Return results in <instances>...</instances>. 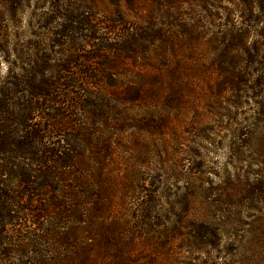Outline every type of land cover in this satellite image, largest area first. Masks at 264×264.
<instances>
[{
    "label": "rangeland",
    "instance_id": "obj_1",
    "mask_svg": "<svg viewBox=\"0 0 264 264\" xmlns=\"http://www.w3.org/2000/svg\"><path fill=\"white\" fill-rule=\"evenodd\" d=\"M240 1L248 4L254 23L244 22ZM94 2L99 20L112 14L120 20L118 31L98 30V38L115 50L96 60L95 68L111 78L100 76L85 87L98 96L95 108L82 104L75 110L63 97L56 99L63 104L47 105L49 112L61 114L64 138L74 141L68 148L78 155L71 177L62 178L63 171L46 176L53 188L77 187L72 196L86 204L81 222L74 228L67 222L58 231L77 234L58 257L39 248L0 254V264L55 257L56 264H264V48L251 52L264 43L260 6L256 0H185L174 10L167 0H131L132 7L126 0ZM22 4L11 18L10 1L0 0V30L9 55L0 54V82L12 66V48L31 53L27 44L37 42L34 2ZM166 15L174 16L176 26ZM152 18L156 28L147 22ZM159 28L171 38H154ZM189 29L194 33L188 38L182 32ZM129 44L132 52L123 48ZM45 48L51 65L61 64L70 51ZM84 51L83 57L92 54L89 47ZM260 79L262 87H256ZM238 80L245 84L235 87ZM150 83L165 97L125 101V95L136 98ZM99 112L103 118L89 121ZM145 120L160 126L143 132ZM33 123L43 121L37 116ZM146 200L156 225L153 241L144 245L136 240V225ZM32 203L27 199L24 207ZM197 227L205 231L200 247L188 243ZM6 229L12 244L35 231L26 215ZM173 230L180 235L164 246L163 232Z\"/></svg>",
    "mask_w": 264,
    "mask_h": 264
},
{
    "label": "trees",
    "instance_id": "obj_2",
    "mask_svg": "<svg viewBox=\"0 0 264 264\" xmlns=\"http://www.w3.org/2000/svg\"><path fill=\"white\" fill-rule=\"evenodd\" d=\"M9 1L12 11L11 18L21 7V3L29 5L31 1L34 2L35 7L31 14V20L37 23L39 32L33 34L37 42L27 44L28 49H31V53L27 50L23 52L15 47L12 48V66L9 70L7 69V74L0 82V254L18 253L24 255L27 252L41 251L37 249L43 248L48 253H54L58 257L59 249H65V246L71 240L70 236L77 234L76 231L73 234L64 235L58 231L65 228L67 222L73 228L78 226L81 222L79 217H82L86 204L78 201V195L76 199L72 196L77 187L71 188L66 184L63 188H53L52 184L46 179V176L51 173L61 171L63 172L59 175L62 178L71 177L70 173H74V161L78 157L76 148L75 150L73 147L68 148L72 146L74 141L72 140L70 144L64 138L65 125L62 123L61 114L55 113L54 110L49 112L47 105L60 104L62 102H57L56 99L63 97L73 103L71 108L75 110L82 104H85L87 108L96 107L93 100L94 102L98 100L97 94L87 93L85 87L87 85L93 87L95 81H99L98 77L100 76L102 79L105 77L107 79L111 78V75L103 72V69L98 70L97 67V69L95 68V61H103L104 54H109V50H115L114 47L106 44V39L98 38V30L102 27L105 34L118 31L120 20L114 19L113 14L99 20L96 16L97 6L94 0ZM167 1L175 10L178 8V4L184 3L185 0ZM195 1L197 2V0ZM126 2L129 7H132L133 2L131 0H126ZM201 4H204V2ZM254 4L260 6V10H262L260 14L263 13L262 16H264V0H256ZM113 5V10L119 13L117 3ZM241 5L244 22L246 24L251 21L254 23L256 19L250 16L248 4L241 2ZM166 6L168 7V5ZM238 12L240 13V11ZM166 17L170 19V25L176 26L172 19L174 16L166 15ZM152 21L156 22L153 18L147 20L148 23H151L150 27L156 28L157 24L153 25ZM182 33L189 38L194 31L189 29ZM152 34H154V38L159 40H166L165 36L170 37L163 34V28H159ZM147 36L152 37L148 34ZM74 37L83 42V45L75 44ZM127 37L128 35L123 36V38ZM236 38H240V40ZM234 40L241 43V34H236ZM94 41H101V43L94 45ZM48 44L59 50L70 48V51H66V60L61 61V64L51 65V56L46 53L45 48ZM131 45L129 44L123 48L132 52ZM85 47H89L90 51L87 53L91 52L92 54L83 57L81 53L85 52ZM259 48H264V43L254 45V49L251 51L252 56L258 53ZM0 54L9 59V55L4 50L1 30ZM246 56L249 55L246 54ZM247 62L249 61H246V64ZM73 67L74 73H71ZM260 67L264 71V65ZM261 82L260 79L255 86L262 87ZM244 84V81L238 80L234 86ZM150 85L151 87L148 88L142 87L136 93V98L125 95L127 97L125 101H139V99L143 100L146 97L154 99L165 97L161 90L159 92L154 88V84L150 83ZM109 87L113 88L114 85H109ZM18 99L22 102L16 101ZM97 114L99 115L93 116L94 119H90V116L85 118L86 120L90 119L89 121H99L101 117H104L103 112ZM37 116L42 119V125L33 123V119ZM145 121L144 128L141 129L143 132L157 130L160 126H152L150 124L152 122ZM78 185L82 187L84 184L80 183ZM27 199L30 204L34 202L31 207H24ZM95 202L92 201L94 208L96 207ZM150 204L151 200H146L145 206L143 205L139 209L137 218L136 240L144 245L150 244L154 239L153 234L156 224L153 222L154 218ZM24 215H26L27 220L31 221L36 232H28L27 236H22L19 233L20 238H18L17 244H12L15 241L11 240L9 230L6 228L7 226H15ZM204 232L202 227H197L194 235L189 237V245L196 244L200 247L204 241L200 233ZM15 234L17 235L18 232ZM163 234L164 246L169 245L175 236L180 235L177 230H173L171 233L170 231L163 232ZM212 243H209V245L212 246ZM5 246L9 249H4ZM115 253L116 258H118L122 253L121 248L117 247ZM84 254V251H82V255ZM56 261L58 260L55 257V260L49 262L37 259L33 263L20 262L17 264H56ZM81 263L87 264L85 260ZM113 264L122 263L115 260Z\"/></svg>",
    "mask_w": 264,
    "mask_h": 264
}]
</instances>
